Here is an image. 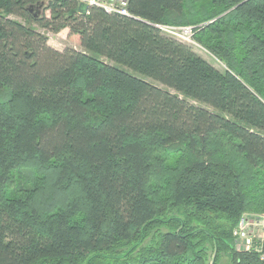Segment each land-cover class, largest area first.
I'll list each match as a JSON object with an SVG mask.
<instances>
[{
  "label": "trees",
  "instance_id": "16d2710c",
  "mask_svg": "<svg viewBox=\"0 0 264 264\" xmlns=\"http://www.w3.org/2000/svg\"><path fill=\"white\" fill-rule=\"evenodd\" d=\"M126 9L0 0V264H264L232 237L264 215V0Z\"/></svg>",
  "mask_w": 264,
  "mask_h": 264
},
{
  "label": "built area",
  "instance_id": "2783aa9c",
  "mask_svg": "<svg viewBox=\"0 0 264 264\" xmlns=\"http://www.w3.org/2000/svg\"><path fill=\"white\" fill-rule=\"evenodd\" d=\"M85 3L87 8L100 7L108 13L127 14L128 0H74ZM87 13V11H86ZM160 31L186 44H194L192 26H174L161 24ZM233 246L236 251L254 252L264 263V215L249 216L243 213L232 230Z\"/></svg>",
  "mask_w": 264,
  "mask_h": 264
},
{
  "label": "rangeland",
  "instance_id": "374dc122",
  "mask_svg": "<svg viewBox=\"0 0 264 264\" xmlns=\"http://www.w3.org/2000/svg\"><path fill=\"white\" fill-rule=\"evenodd\" d=\"M12 18H15L14 16H11ZM168 25V24H166ZM33 27L40 33L44 34L47 37V44L58 50V51H62L64 48H73L76 50H81L80 45L76 39L75 36L69 34V30L67 28L62 29L61 31L57 32V33H53L47 30H44L42 28L37 27L36 25L33 24ZM189 46H191L192 50L199 55L200 57H202L204 60H206L208 63H210L212 66H214L216 69H218L219 71H224L226 69L225 64L222 63L220 60H218L216 57H214L210 52H208L205 48H203L202 46H200L199 44H197L196 42L194 44H188ZM131 72V71H129ZM134 75L144 78L143 76H140L137 73H134ZM148 80H151L148 78ZM6 95V90L4 89H0V99H3ZM194 104L203 106L202 104L195 102V101H191ZM247 213V215L249 216H257V215H263L260 213H255V212H245ZM219 264H230V262L228 261V257H226L225 255H222V257L220 258Z\"/></svg>",
  "mask_w": 264,
  "mask_h": 264
},
{
  "label": "water",
  "instance_id": "95a60500",
  "mask_svg": "<svg viewBox=\"0 0 264 264\" xmlns=\"http://www.w3.org/2000/svg\"><path fill=\"white\" fill-rule=\"evenodd\" d=\"M86 11H87V6L85 4L81 3L78 5V12L79 13L84 14V13H86Z\"/></svg>",
  "mask_w": 264,
  "mask_h": 264
},
{
  "label": "bare ground",
  "instance_id": "6f19581e",
  "mask_svg": "<svg viewBox=\"0 0 264 264\" xmlns=\"http://www.w3.org/2000/svg\"><path fill=\"white\" fill-rule=\"evenodd\" d=\"M82 4H85V3H82ZM93 7V6H92ZM100 8V7H99ZM89 8H87V10H88ZM102 9V8H101ZM118 14H120V13H118ZM170 37H172V36H170ZM177 40V39H176ZM184 43V42H183Z\"/></svg>",
  "mask_w": 264,
  "mask_h": 264
}]
</instances>
